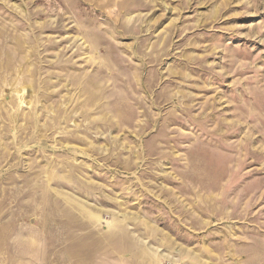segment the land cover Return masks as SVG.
Returning a JSON list of instances; mask_svg holds the SVG:
<instances>
[{
    "label": "rangeland",
    "instance_id": "1",
    "mask_svg": "<svg viewBox=\"0 0 264 264\" xmlns=\"http://www.w3.org/2000/svg\"><path fill=\"white\" fill-rule=\"evenodd\" d=\"M0 264H264V0H0Z\"/></svg>",
    "mask_w": 264,
    "mask_h": 264
}]
</instances>
